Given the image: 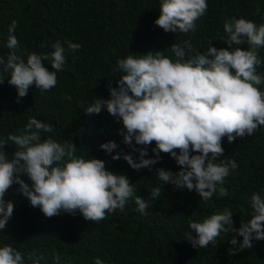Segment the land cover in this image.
<instances>
[{
    "label": "trees",
    "instance_id": "obj_1",
    "mask_svg": "<svg viewBox=\"0 0 264 264\" xmlns=\"http://www.w3.org/2000/svg\"><path fill=\"white\" fill-rule=\"evenodd\" d=\"M207 3L208 11L196 21V31L184 34L165 33L155 26L160 0H0V57L6 58L10 52L6 47L8 27L16 20L17 55L25 62L28 53L53 52L51 45L56 41L65 48L66 60L63 71L57 73L56 87L42 95L33 85L19 103L16 90L7 83L10 77L5 75V82L0 84V139H7L10 134L19 135L28 119L35 117L54 126L52 133L41 134L42 139L71 141L77 147V157L105 161L107 171L125 175L135 189L124 211L117 209L106 219L94 223L85 221L79 212L75 215L61 212L46 218L39 208H33L30 201L17 192L19 185L14 184L5 196L6 201L13 202L14 213L0 230V247L11 244L23 254L25 264H32L28 256L33 250L37 257L43 256L39 264H93L95 258H100L104 264H264V241L253 240L252 249L232 255L229 254L232 233H221L216 243L206 248H193L187 240L189 234L195 235L189 228L190 221L202 222L206 216L225 208L232 211L237 229L240 221L251 218V195L264 196L261 192L264 188V126L253 136L237 138L231 144L226 137L223 139L224 155L215 163L235 160L238 168L225 180L229 196L214 195L206 205L195 191L161 185L156 169L180 170L168 154L161 153L160 162L153 165L151 171L147 168L133 170L122 157L112 160L113 155L121 152L132 154L139 162V153H132L122 143L123 138L118 134L122 124L106 110L99 114L84 112L94 99H109V83L117 87L122 73L113 69L120 58L159 51L175 59L166 50L173 43L183 45L186 40L192 44L189 56L203 54L209 40L217 49L228 47L221 39L226 38L223 25L232 17L245 18L258 26L264 24V0H207ZM68 41L82 47L76 52L69 51ZM41 44L46 46L42 48ZM240 47L247 50L246 44ZM259 56L264 61V48L259 50ZM43 63L51 70L50 60ZM257 73L264 75V64L257 68ZM259 87L264 91V84ZM65 94L72 97L71 101L63 98ZM109 141L119 146L112 154L99 147ZM15 147L8 141L4 148L9 160ZM154 147L153 142L146 159H155ZM20 178L31 185L27 176ZM157 186L162 189L160 197L149 201L147 215H140L134 210L135 197L147 199L149 190ZM236 239V247H239L243 238ZM54 253L61 256L58 262L53 258Z\"/></svg>",
    "mask_w": 264,
    "mask_h": 264
},
{
    "label": "clouds",
    "instance_id": "obj_2",
    "mask_svg": "<svg viewBox=\"0 0 264 264\" xmlns=\"http://www.w3.org/2000/svg\"><path fill=\"white\" fill-rule=\"evenodd\" d=\"M207 0H160L159 17L155 26L165 33L195 32L196 21L206 15ZM259 15V8H257ZM17 21L8 27L7 57H0V84L7 83L17 93V103L28 95L31 86L43 95L57 86V73L63 71L65 48L60 41L51 45L50 54L28 53L26 62L17 55L19 42L15 30ZM226 38L221 41L227 48L217 49L208 41L206 51L189 56L192 44L173 43L166 51L151 52L139 56L127 55L116 60L113 71H120L117 87L109 83V99L96 98L84 111L86 114H108L122 124L118 134L132 153H139L138 161L132 154L117 152L112 160L121 157L136 171L160 162V154H168L179 167L178 172L156 169L161 185L169 184L176 189L195 191L208 205L214 195L228 197L224 187L226 178L238 168L235 160L215 161L224 155L222 141L229 144L237 138L253 136L264 126V75L257 68L264 64L259 50L264 48V24L259 26L245 18L232 17L223 25ZM247 45L242 50L241 45ZM46 45L41 44V47ZM69 51L76 52L82 46L67 42ZM51 61V70L44 61ZM71 101L72 97H63ZM19 135H8L0 139V230L13 216L14 204L5 200L10 187L19 185L17 192L39 208L44 217L58 216L61 212L82 215L85 221L99 223L117 209L124 211L135 189L125 175H117L105 168V161L84 159L75 155L77 147L71 141L57 142L51 137L42 139V133H52L54 126L30 117L19 130ZM11 141L16 147L7 158L5 146ZM134 142V143H133ZM155 143L152 152L155 159L148 158V147ZM136 146H143L137 148ZM100 149L112 154L117 143L100 144ZM192 153H197L192 155ZM25 175L31 185L21 179ZM161 187L149 190L147 199L136 196L134 209L147 215L149 201L161 195ZM264 192V188L261 189ZM214 206V205H211ZM253 210L250 219L240 221L234 227L233 213L225 208L206 216L202 222H189L195 235L187 240L193 248H206L215 244L221 233H232L229 254L235 255L244 249L253 248V240L264 241V196L253 193L250 197ZM236 237H242L237 245ZM36 257V258H34ZM59 261L61 256L54 253ZM32 264H39L43 256L37 257L35 250L28 256ZM0 264H25L23 254L11 244L0 247ZM93 264H104L95 258Z\"/></svg>",
    "mask_w": 264,
    "mask_h": 264
}]
</instances>
